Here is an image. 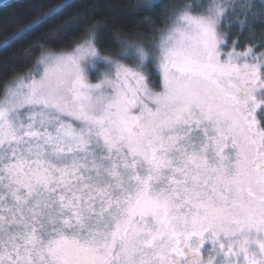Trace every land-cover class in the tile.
Listing matches in <instances>:
<instances>
[{"label": "snow or ice", "instance_id": "snow-or-ice-1", "mask_svg": "<svg viewBox=\"0 0 264 264\" xmlns=\"http://www.w3.org/2000/svg\"><path fill=\"white\" fill-rule=\"evenodd\" d=\"M141 6L164 11L150 43L104 55L89 23L0 83V264H264V32L224 51L220 31L264 24V0Z\"/></svg>", "mask_w": 264, "mask_h": 264}, {"label": "trees", "instance_id": "trees-1", "mask_svg": "<svg viewBox=\"0 0 264 264\" xmlns=\"http://www.w3.org/2000/svg\"><path fill=\"white\" fill-rule=\"evenodd\" d=\"M172 2L153 0V3L162 5ZM147 3L148 0H0V83H10L23 72L32 69L46 50H72L83 28L89 23L101 24L108 29L107 32H100L101 43L98 47L104 55L117 50L111 40L113 33L131 37L136 42L150 43L151 38L158 35L156 30L163 27L165 17L162 7L141 6ZM62 4H69V7L57 11L44 23L26 32L22 38L13 37L14 33L38 16ZM72 18H76L79 24L78 31H69L67 34L58 31ZM230 24H233V20L225 19L221 33L228 34V45H232L234 40L239 41L237 50H244L246 45L258 42L248 39L250 33L264 32V24H257L246 28L241 35L240 28L229 27ZM259 112L261 110L257 113L258 119L262 118Z\"/></svg>", "mask_w": 264, "mask_h": 264}, {"label": "rangeland", "instance_id": "rangeland-1", "mask_svg": "<svg viewBox=\"0 0 264 264\" xmlns=\"http://www.w3.org/2000/svg\"><path fill=\"white\" fill-rule=\"evenodd\" d=\"M228 2H231V0H225V3H228ZM230 47H231V45H227V46L224 47L223 50L224 51H228ZM64 51H71V50H64ZM237 51H242V50L238 49ZM259 51H264V48L259 49ZM47 52H56V53H59V52H62V51H56V50H50L49 49V50L44 51L43 54H45ZM41 57L38 60H40ZM36 66H37V62H36V65L34 67H32V69H34ZM28 72H29V70L23 72L20 77L26 76L28 74ZM149 76H150V84H151V86H153L155 90H159L160 76H159V73L156 70H154V68L151 65H149ZM91 79H92V82H95L96 81V77H95L94 74L91 76ZM260 110H261V112H259V113H261V117L264 118V107H262L258 111H260Z\"/></svg>", "mask_w": 264, "mask_h": 264}]
</instances>
